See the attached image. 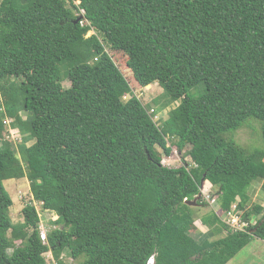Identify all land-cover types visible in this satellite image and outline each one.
Wrapping results in <instances>:
<instances>
[{
	"label": "trees",
	"instance_id": "1",
	"mask_svg": "<svg viewBox=\"0 0 264 264\" xmlns=\"http://www.w3.org/2000/svg\"><path fill=\"white\" fill-rule=\"evenodd\" d=\"M108 47L140 86L158 83L179 103L162 126ZM250 118L264 140V0H3L0 134L13 124L24 142L20 157L0 144V264H48L49 251L79 264H227L264 240V206L249 192L261 180L264 194V150L232 136ZM170 139L192 146V163L163 164ZM23 166L34 199L58 216L47 244L35 205L23 223L9 216L4 182ZM207 185L246 230L192 236L199 217L186 200ZM200 218L228 228L214 212Z\"/></svg>",
	"mask_w": 264,
	"mask_h": 264
},
{
	"label": "rangeland",
	"instance_id": "2",
	"mask_svg": "<svg viewBox=\"0 0 264 264\" xmlns=\"http://www.w3.org/2000/svg\"><path fill=\"white\" fill-rule=\"evenodd\" d=\"M78 3V2H77ZM0 4H3V0H0ZM93 34H97L95 31L89 32L88 36ZM108 51L114 57L117 65L126 76L128 81L132 86L133 93L140 98L142 103L151 109L150 113L153 115V118L159 125H163L165 120L168 119L170 111L175 108L179 103H173L171 105H167V99L164 96L163 88L158 84L154 83L147 87L140 86L134 80L133 73L131 69L127 66V57L124 53L119 51H114L112 48L108 47ZM65 88L71 87V83L67 80L63 82ZM131 93L126 94L124 96L125 100L131 98ZM156 109V111L153 110ZM11 123V121H10ZM9 123V124H10ZM262 125L263 122L257 118H250L247 120L245 126L235 132L232 136L233 139L236 140L239 146L244 148L245 150H256L262 149L264 150V140L262 137ZM260 130V131H259ZM24 142V134L20 128H14L13 124L7 126V129L0 134V144L7 143L9 146L14 148L17 152L18 157H20L19 153V145ZM31 144V143H29ZM173 146V153L171 156H164L163 164L169 167H180L185 165L186 162L192 163V159L190 156L186 155V152L192 149L191 145H186L184 147V151L181 152L174 145V141L172 139L169 140V146ZM162 152V149H160ZM20 170L19 176L14 179H9L4 182V185L13 199V205L9 209V216L14 223H23L24 215L23 209L28 204H33L36 206L40 216H42V221L40 223L42 232H46L48 234L51 228H54L50 224L51 220H56L58 216L51 211L44 210L41 202H38L34 199L33 196V188L32 184L26 176V172L24 171L26 168ZM209 188V190H207ZM207 188H204L201 198H203V202L207 205L201 204L200 207L197 205L196 207V215L199 217V211L205 212L206 215L209 214L210 204L211 202L207 201V199H216L218 201V197L216 195L218 188L214 187L210 189V186L207 185ZM251 187L249 188V190ZM200 200V199H199ZM198 200V201H199ZM209 202V204L206 202ZM255 202V201H254ZM257 202V201H256ZM210 206V207H209ZM212 209V208H211ZM236 229V228H235ZM196 231V226L193 229V234ZM16 244H21L20 241H17ZM47 244V241L46 243ZM264 243L261 239H254L249 243L241 253L232 261L231 264H264ZM12 251V249H10ZM46 260L48 264H57L58 261H63L67 264H79L82 259L74 260L71 258L68 253H62L60 255H55L52 251H49L45 254Z\"/></svg>",
	"mask_w": 264,
	"mask_h": 264
},
{
	"label": "crops",
	"instance_id": "3",
	"mask_svg": "<svg viewBox=\"0 0 264 264\" xmlns=\"http://www.w3.org/2000/svg\"><path fill=\"white\" fill-rule=\"evenodd\" d=\"M262 181L261 180H255L253 183H252V185H251V189L249 190V192H250V194H251V196H252V201L254 202V203H259V204H261V205H263L264 206V194H263V192H262ZM213 188V187H212ZM211 189V188H210ZM207 190H209V188H207ZM207 190H205V192L204 191H202L201 193L203 194V193H206V191ZM201 199V198H200ZM206 201V200H205ZM257 201V202H256ZM207 202V201H206ZM218 202V201H217ZM217 202L215 203V204H210V210H209V212L211 213V212H214L215 214H217V216H219V218L221 219V221H222V223L223 224H225L226 226H228V228L227 227H224V226H218L217 227V233H215L214 231H213V229L211 230L210 228H209V226H207V225H205V224H203V222H202V219L200 218V217H202V216H206V213L205 212H202L201 213V211H199V219H197L196 220V222H195V226H196V231L194 232V234H193V230H192V232H191V234H192V236L196 239V240H198L199 241V243H204L205 241H207V240H210V241H214V240H217V239H220V238H224V237H226L227 236V234L229 233V231L230 230H232V231H243V230H240V229H235L234 227H232L231 225H229L228 223H227V221H228V214H226L222 209H221V207L219 206V204H217ZM208 204H209V202H207ZM236 205V204H235ZM234 206V205H233ZM200 207V206H199ZM212 208V209H211ZM241 213H243V212H241ZM208 215V214H207ZM242 215V214H241ZM255 221H256V216H254V218L252 219V223L254 224L255 223ZM246 222V221H245ZM247 224H249L248 222H247ZM230 227V228H229ZM247 228V227H246ZM246 230V229H245ZM256 238H258V237H255L254 239H256ZM253 239V240H254ZM258 239H260V238H258ZM262 240V242L264 243V240L263 239H261ZM263 248H264V246H263ZM241 252H239L237 255H236V257L240 254ZM262 253H264V252H262ZM235 259V257L234 258H232L227 264H231L232 263V261Z\"/></svg>",
	"mask_w": 264,
	"mask_h": 264
},
{
	"label": "built area",
	"instance_id": "4",
	"mask_svg": "<svg viewBox=\"0 0 264 264\" xmlns=\"http://www.w3.org/2000/svg\"><path fill=\"white\" fill-rule=\"evenodd\" d=\"M10 123V121H9ZM207 201L211 202L212 204H215L217 202L216 199H207ZM228 221L227 223L229 225H231L232 227L236 228V229H240V230H245L246 227L249 226V224H247V222L242 220V215L239 213V211L237 210V206L234 205L232 210L228 213ZM42 239L44 241V243H46L47 241V233L46 232H42L41 234ZM148 264H155V259L151 258L148 261Z\"/></svg>",
	"mask_w": 264,
	"mask_h": 264
},
{
	"label": "water",
	"instance_id": "5",
	"mask_svg": "<svg viewBox=\"0 0 264 264\" xmlns=\"http://www.w3.org/2000/svg\"><path fill=\"white\" fill-rule=\"evenodd\" d=\"M202 193H200L197 197H195L193 200H186V203L190 206H197L198 205V200L201 198Z\"/></svg>",
	"mask_w": 264,
	"mask_h": 264
},
{
	"label": "clouds",
	"instance_id": "6",
	"mask_svg": "<svg viewBox=\"0 0 264 264\" xmlns=\"http://www.w3.org/2000/svg\"><path fill=\"white\" fill-rule=\"evenodd\" d=\"M43 240V239H42ZM152 258H154L155 259V257L153 256Z\"/></svg>",
	"mask_w": 264,
	"mask_h": 264
}]
</instances>
